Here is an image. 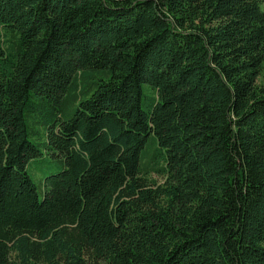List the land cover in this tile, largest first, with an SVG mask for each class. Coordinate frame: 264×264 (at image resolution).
Returning <instances> with one entry per match:
<instances>
[{
    "label": "trees",
    "instance_id": "trees-1",
    "mask_svg": "<svg viewBox=\"0 0 264 264\" xmlns=\"http://www.w3.org/2000/svg\"><path fill=\"white\" fill-rule=\"evenodd\" d=\"M263 3L0 0V264H264Z\"/></svg>",
    "mask_w": 264,
    "mask_h": 264
},
{
    "label": "rangeland",
    "instance_id": "rangeland-1",
    "mask_svg": "<svg viewBox=\"0 0 264 264\" xmlns=\"http://www.w3.org/2000/svg\"><path fill=\"white\" fill-rule=\"evenodd\" d=\"M263 8H264V3H263ZM8 37H10V35H8L6 33V31L0 27V38L2 40H6ZM258 83L264 87V71L261 73V75L258 77ZM152 177H155L154 175H152Z\"/></svg>",
    "mask_w": 264,
    "mask_h": 264
}]
</instances>
